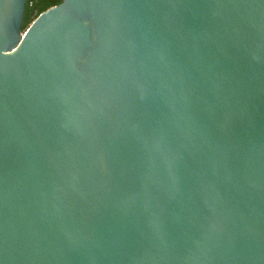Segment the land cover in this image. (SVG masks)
I'll return each mask as SVG.
<instances>
[{
  "label": "water",
  "instance_id": "1",
  "mask_svg": "<svg viewBox=\"0 0 264 264\" xmlns=\"http://www.w3.org/2000/svg\"><path fill=\"white\" fill-rule=\"evenodd\" d=\"M0 0V264H264V0Z\"/></svg>",
  "mask_w": 264,
  "mask_h": 264
},
{
  "label": "trees",
  "instance_id": "2",
  "mask_svg": "<svg viewBox=\"0 0 264 264\" xmlns=\"http://www.w3.org/2000/svg\"><path fill=\"white\" fill-rule=\"evenodd\" d=\"M63 0H28L23 21V30L34 21V19L48 8L61 3Z\"/></svg>",
  "mask_w": 264,
  "mask_h": 264
}]
</instances>
